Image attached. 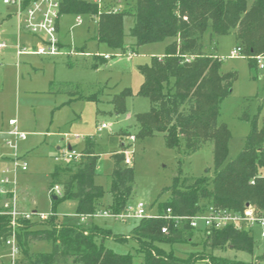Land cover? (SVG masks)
Segmentation results:
<instances>
[{
	"label": "trees",
	"instance_id": "16d2710c",
	"mask_svg": "<svg viewBox=\"0 0 264 264\" xmlns=\"http://www.w3.org/2000/svg\"><path fill=\"white\" fill-rule=\"evenodd\" d=\"M112 1H105L99 10L88 0H61V13L92 18L96 15V40L113 48L124 50L123 15L128 13L134 16L130 32L136 45L172 38L162 57H152L148 64L138 66L143 80L137 94L150 101L149 109L135 117L138 135L163 133L167 147L179 149L182 140L187 153L211 141L213 174L181 177L179 172L172 184L161 190L160 194L166 193L167 197L157 205L156 215L139 218L129 236H120L92 223L85 225L79 215L93 214L102 206L111 213L123 211L132 193L134 169L125 163L122 147L112 154L114 166L108 189L111 200L103 205L104 188L94 181L98 155L93 142L86 141L80 158L58 162L50 174L49 188L59 185L61 193L50 194L48 218L17 219L15 236L20 258L16 264H133L131 253H117L104 245L108 237L131 238L143 264H251L211 252L226 245L251 252L253 232L232 226L195 229L185 220L175 224L165 215L168 208L172 215H193L209 205L240 211L250 204L264 210V126L258 127L256 119L251 120L242 149L225 162L230 131L218 123V115L221 101L231 92L234 75L220 72L219 59L204 52L202 42L208 28L215 35L233 32L240 53L250 63H257L258 57H264V0H253L250 6L246 0H136L133 12L127 8L114 11ZM129 95L132 91L128 88L114 95L115 112H125L124 102ZM242 118L250 119L247 109ZM68 162L76 164L71 171L65 167ZM67 199L76 201L78 217L58 222L56 207ZM164 226L167 233L161 232ZM11 232L10 216L0 214V243L4 244ZM196 232L204 235L201 253L180 257L159 246L188 241ZM41 240L51 243L49 252L29 251L30 242Z\"/></svg>",
	"mask_w": 264,
	"mask_h": 264
},
{
	"label": "rangeland",
	"instance_id": "374dc122",
	"mask_svg": "<svg viewBox=\"0 0 264 264\" xmlns=\"http://www.w3.org/2000/svg\"><path fill=\"white\" fill-rule=\"evenodd\" d=\"M105 1L110 3V0ZM246 2L250 6L253 0ZM135 3L136 0H120L114 1L113 5L118 10L127 8L133 12ZM14 13V7L0 0V43H6L0 49V131L10 129L8 120L15 119L17 129L27 134L26 138L16 141L15 150L5 142L10 139L14 143L13 136L0 134V178L2 172L8 169L11 176H16L17 185L19 183L26 190L24 197L28 210L20 207L18 190L16 192V210L19 213L33 210L51 212L47 182L54 166L58 164L54 160L57 145H69L76 152H81L86 141L93 142L94 152L98 155L94 181L104 188L105 193L101 199L103 205L111 200L108 189L114 166L112 154L121 147L124 149L125 163L134 169L132 193L127 204L141 201L152 214L157 213V205L167 197L166 193L160 194L161 190L170 186L173 177L179 172L181 177H211L214 165L211 141L204 143L197 151L187 153L183 150L182 140L179 149L167 147L163 133L144 137L138 135L135 117L150 107L149 99L137 94L143 80L138 66L148 64L152 57H162L172 38L136 45L130 32L134 16L128 13L123 15L124 50L113 48L96 40V15L93 18L82 15V23L76 25L75 14L66 13L60 18L64 40L73 45L75 50L85 45L86 49L83 50L87 54L46 57L36 54L17 55L18 43L21 47L34 49L36 38L25 29H18V19ZM202 42L203 51L219 59L220 72H231L234 75L231 92L221 101L218 115V123L225 124L230 131L227 162L242 149L251 120L256 119L258 127L264 126V57L260 66L255 62L250 63L241 53L230 56V51L237 43L233 32L215 35L208 28ZM105 54L109 57L104 60L102 57ZM126 88L132 91V95L125 98V112L117 113L112 103L113 97ZM67 90L74 92L70 94ZM93 95L95 98H92ZM246 109L250 115L248 120L242 118ZM103 122L109 127L98 130ZM130 135H133V139H130ZM15 157L25 163L26 170L14 173ZM75 165V162H68L65 167L71 171ZM9 201L8 198L1 199L2 214L12 209L10 204L8 207L3 206L4 202ZM76 206L75 200L60 202L56 207L57 221L76 219ZM104 208L102 206L98 210ZM32 220L37 218L33 217ZM137 222L136 218L122 220L96 214L83 223H92L120 236H129ZM252 234L251 252L226 245L213 249L211 253L251 264H264V258H261L264 254V238L257 228ZM203 239V233L196 232L188 241L159 246L185 257L190 252L201 253ZM103 242L117 253H131L134 256L133 264H143V259L136 255V243L131 238L117 240L108 237ZM28 249L31 252L46 253L51 250V243L46 240L32 241ZM19 258L20 254L17 260ZM10 260V249L0 245V264H9Z\"/></svg>",
	"mask_w": 264,
	"mask_h": 264
},
{
	"label": "built area",
	"instance_id": "2783aa9c",
	"mask_svg": "<svg viewBox=\"0 0 264 264\" xmlns=\"http://www.w3.org/2000/svg\"><path fill=\"white\" fill-rule=\"evenodd\" d=\"M118 2L119 0H113ZM91 2L96 3L99 10L104 4L105 0H91ZM3 3L11 5L14 7L15 15L18 19V29L22 28L27 30L29 33L35 35L38 39L34 49L21 47L17 44L16 53L17 54H26L34 53L40 55H59V54H80L81 52L74 49L71 45L70 47L64 49L59 45V37L57 33V27L59 19L62 15L61 13V0H3ZM113 10L116 11L117 8L113 7ZM97 23V16L96 21ZM82 23V15L76 14L74 19V24L78 25ZM6 46L5 42L0 43V49ZM240 54V48L237 46L230 51V56H237ZM109 55H103V58L107 59ZM261 57L257 58V63L262 66ZM188 60V59H186ZM8 125L11 127L6 131H0V134H7L13 136L14 143L10 139L5 140L13 150L16 149V141L18 139L26 138V132L19 131L16 126L15 119H9ZM109 125L106 123H101L98 127V130L102 128H108ZM130 139H133V135H130ZM81 153L76 152L72 148L64 147L60 149L56 155H54V160L56 162H66L72 159L80 158ZM18 158H14V173L17 170L24 171L26 170V165L24 162H19ZM0 178V195L4 199H9L8 202H4L3 206H11L7 214L10 216V225L12 227L11 234L4 240L5 247L10 249L11 260L9 264H16V260L19 255V247L17 244L15 236V227L16 221L18 218L32 219L33 217L39 220H45L48 218L49 213L37 212V211H28L19 213L16 210V192H17V180L16 176H11L8 169L2 172ZM49 194H60L61 188L59 185H54L48 189ZM3 211L0 210V214ZM96 214L126 219V218H143L151 217L156 215L150 213L146 210L145 205L141 201H137L135 204H127L123 211L119 213H111L106 209L97 210L93 214L79 215L80 220H84L87 217H93ZM165 218L174 220L175 224L185 220L195 229H204V228H223L226 226H232L235 229H245L250 232H253L255 228L259 229L260 236L264 238V210H257L250 204H246L245 207L240 211L217 208L213 205H209L205 210L197 212L193 215L178 216L172 215L171 210L168 208L166 210ZM161 232L167 233L168 229L166 226L161 228Z\"/></svg>",
	"mask_w": 264,
	"mask_h": 264
},
{
	"label": "crops",
	"instance_id": "0c3cea01",
	"mask_svg": "<svg viewBox=\"0 0 264 264\" xmlns=\"http://www.w3.org/2000/svg\"><path fill=\"white\" fill-rule=\"evenodd\" d=\"M63 15V14H62ZM62 15H61V17H62ZM60 17V18H61ZM60 20L61 19H59V22H58V27H57V33H58V37H59V41H60V43L62 44L61 46L62 47H64V49H66V48H68V46H71V44H68L64 39H65V37L63 36L64 35V33L62 34L61 33V25H60ZM73 27V25H71V27L70 28H72ZM21 31V30H20ZM35 36V35H34ZM35 38H36V43H37V41H38V39H37V37L35 36ZM19 44V43H18ZM20 45V44H19ZM17 46V45H16ZM36 46V45H35ZM73 46V45H72ZM83 47V48H82ZM81 48H78L79 50H77V51H79V52H81L82 54H87V51H85V50H83V49H86V46L85 45H83ZM235 47H237V45H235ZM31 49V48H30ZM234 49V48H233ZM16 50H17V48H16ZM26 54H34V53H26ZM17 55H19V54H17ZM20 55H23V54H20ZM36 55H40V54H36ZM40 56H44V57H46V56H48V55H40ZM53 56H55V55H53ZM62 148H64V146L63 147H61V146H59V145H57L56 146V150H57V152L60 150V149H62ZM68 148H72V147H70L69 145H68ZM49 182H50V179L48 180V182H47V191H48V189H49ZM17 190H18V200H19V204H20V207L22 208V209H26V210H28V208H27V202H26V199H25V197H24V195H25V193H27L26 192V190L24 189V188H21L20 186H19V183H18V185H17ZM3 197L0 195V201H1V199H2ZM34 211V210H33ZM88 218H90V217H87V218H85L84 220H82V222H84V221H86ZM81 221V220H80ZM31 243V242H30ZM29 243V244H30ZM0 245L1 246H3L4 248H5V245L3 244V243H0Z\"/></svg>",
	"mask_w": 264,
	"mask_h": 264
},
{
	"label": "water",
	"instance_id": "95a60500",
	"mask_svg": "<svg viewBox=\"0 0 264 264\" xmlns=\"http://www.w3.org/2000/svg\"><path fill=\"white\" fill-rule=\"evenodd\" d=\"M53 198H55V197H53Z\"/></svg>",
	"mask_w": 264,
	"mask_h": 264
}]
</instances>
